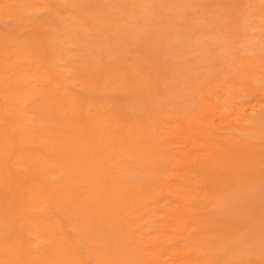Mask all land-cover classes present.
<instances>
[{
    "label": "bare ground",
    "instance_id": "1",
    "mask_svg": "<svg viewBox=\"0 0 264 264\" xmlns=\"http://www.w3.org/2000/svg\"><path fill=\"white\" fill-rule=\"evenodd\" d=\"M138 2L149 10L150 0ZM19 12L12 5L5 15ZM5 60L0 264H155L156 248L168 245L158 239L180 243L215 232V212L205 205L217 195L205 168L215 155L231 159L215 148V73L201 87L197 114L172 113L145 132L119 105L83 102L72 93L75 83L98 89L93 82L100 79L84 66L33 62L22 48ZM235 69L240 85H227V96L264 94L255 57ZM232 136L239 139L236 132L224 138L234 146Z\"/></svg>",
    "mask_w": 264,
    "mask_h": 264
},
{
    "label": "rangeland",
    "instance_id": "2",
    "mask_svg": "<svg viewBox=\"0 0 264 264\" xmlns=\"http://www.w3.org/2000/svg\"><path fill=\"white\" fill-rule=\"evenodd\" d=\"M150 2L144 12L138 0H0V65L22 48L33 62L84 66L100 79L98 89L75 83L72 93L119 105L145 132L172 113L197 114L201 87L215 73V148L231 157L215 155L205 168L217 195L205 205L215 212V232L158 239L168 245L156 248L154 263L264 264V94L236 100L224 92L239 87L235 67L248 55L264 73V0ZM12 5L18 16L5 15ZM122 76L118 86L113 78ZM234 132L233 146L224 136Z\"/></svg>",
    "mask_w": 264,
    "mask_h": 264
}]
</instances>
